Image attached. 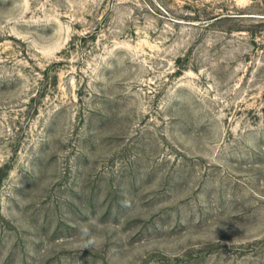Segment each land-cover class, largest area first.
Listing matches in <instances>:
<instances>
[{"label":"rangeland","instance_id":"374dc122","mask_svg":"<svg viewBox=\"0 0 264 264\" xmlns=\"http://www.w3.org/2000/svg\"><path fill=\"white\" fill-rule=\"evenodd\" d=\"M0 264H264V0H0Z\"/></svg>","mask_w":264,"mask_h":264},{"label":"clouds","instance_id":"9594fccd","mask_svg":"<svg viewBox=\"0 0 264 264\" xmlns=\"http://www.w3.org/2000/svg\"><path fill=\"white\" fill-rule=\"evenodd\" d=\"M81 233L82 236L86 238L83 242V247L87 249L94 247L96 244V238L90 233L89 229L87 227H83L81 229Z\"/></svg>","mask_w":264,"mask_h":264}]
</instances>
